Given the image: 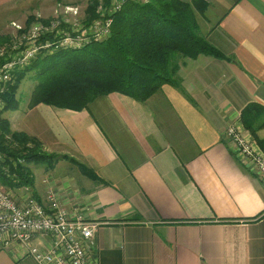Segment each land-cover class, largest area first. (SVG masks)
<instances>
[{
	"label": "crops",
	"instance_id": "obj_1",
	"mask_svg": "<svg viewBox=\"0 0 264 264\" xmlns=\"http://www.w3.org/2000/svg\"><path fill=\"white\" fill-rule=\"evenodd\" d=\"M23 1L0 0V15L17 10L0 34L30 16ZM179 1L206 4L199 34L233 61L174 57L180 88L145 103L112 93L79 112L26 107L11 130L58 159L28 165L32 186L13 193L40 200L50 186L70 216L105 223L98 264H264V181L224 136L239 119L264 145V0ZM32 244L48 249L51 238ZM0 264L35 263L13 244L0 247Z\"/></svg>",
	"mask_w": 264,
	"mask_h": 264
},
{
	"label": "trees",
	"instance_id": "obj_2",
	"mask_svg": "<svg viewBox=\"0 0 264 264\" xmlns=\"http://www.w3.org/2000/svg\"><path fill=\"white\" fill-rule=\"evenodd\" d=\"M95 8V0H88V22L95 17ZM205 9L206 4L201 1L191 5L179 0H129L114 16L107 40L76 51L39 56L18 72L14 85L3 97L0 186L12 190L28 188L33 184L28 165H45L49 169L58 159L43 152L33 138L12 131L9 121L2 117L18 111V91L26 75L33 74L36 79L28 109L42 104L79 112L97 98L112 93L145 103L164 85L180 88L174 57L208 56L233 61L199 34L195 13ZM32 20L29 17L26 24ZM258 144L264 151V145ZM3 168L8 170L7 175Z\"/></svg>",
	"mask_w": 264,
	"mask_h": 264
},
{
	"label": "built area",
	"instance_id": "obj_3",
	"mask_svg": "<svg viewBox=\"0 0 264 264\" xmlns=\"http://www.w3.org/2000/svg\"><path fill=\"white\" fill-rule=\"evenodd\" d=\"M127 1L95 0V17L89 22L85 11L78 7L58 5L52 16L43 18L38 14L27 29L12 23L8 38L0 43V116L5 107L3 97L14 85L18 72L39 56L76 51L107 40L114 16ZM224 136L234 153L264 181V151L239 119L226 127ZM2 171L7 175L6 168ZM47 183L45 177L42 184ZM40 200H20L12 189L0 186V247L22 245L35 264H98L93 253L94 235L105 223L87 221L80 214L70 216L50 186ZM38 236L51 238L48 249L32 244Z\"/></svg>",
	"mask_w": 264,
	"mask_h": 264
},
{
	"label": "rangeland",
	"instance_id": "obj_4",
	"mask_svg": "<svg viewBox=\"0 0 264 264\" xmlns=\"http://www.w3.org/2000/svg\"><path fill=\"white\" fill-rule=\"evenodd\" d=\"M38 2H39L38 0H31V1L24 0L22 2L23 8H27L26 11H30L32 13L29 14L30 16H28V14H26L19 23H15V22H12V23H15V24L21 23V25H23V28L27 29V27L35 20V18L38 14L43 18L52 16L54 9L58 5L59 6H67V5L76 6L79 8L80 11H82V12L85 11V14H86V8H87V4H88V0H55V1H50L51 3H53V5L50 4L47 6V8H42V7L38 6ZM24 4H28V7H26ZM16 11L17 10H12V11H9V12L3 14V15H0V26L4 25L3 23L6 19L14 18ZM35 11H37V15H34ZM29 17L33 18V20L29 24H26L27 19ZM12 23H10V25H9L10 27H11ZM9 33H10V31H8V33L6 31V32L0 34V41L2 40L1 42H4L8 38ZM5 34L6 35L8 34V35L4 36ZM35 83H36V79H35L33 74H28L23 79L21 86L19 88V91H18V98L21 101L18 111L14 112V113L7 112L3 115L4 118L9 121V123H11L12 121H15V118L20 117L21 112L25 111V109L27 107L28 99L30 97V94L33 90ZM27 147H31V145H28Z\"/></svg>",
	"mask_w": 264,
	"mask_h": 264
}]
</instances>
